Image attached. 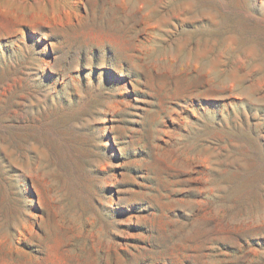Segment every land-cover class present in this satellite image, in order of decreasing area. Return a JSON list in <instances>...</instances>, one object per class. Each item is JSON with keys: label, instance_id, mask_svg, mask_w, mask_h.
<instances>
[{"label": "rangeland", "instance_id": "obj_1", "mask_svg": "<svg viewBox=\"0 0 264 264\" xmlns=\"http://www.w3.org/2000/svg\"><path fill=\"white\" fill-rule=\"evenodd\" d=\"M0 264H264V0H0Z\"/></svg>", "mask_w": 264, "mask_h": 264}]
</instances>
